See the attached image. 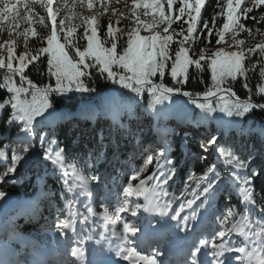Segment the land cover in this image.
Wrapping results in <instances>:
<instances>
[{
  "label": "snow or ice",
  "instance_id": "obj_1",
  "mask_svg": "<svg viewBox=\"0 0 264 264\" xmlns=\"http://www.w3.org/2000/svg\"><path fill=\"white\" fill-rule=\"evenodd\" d=\"M37 3L46 10L47 17L51 21L50 35L46 37L47 46L36 49L28 47L29 34L37 35L34 28L16 32L17 36L24 38L25 51L20 54L16 52V39L0 44V69L5 70L0 89H6L8 93H11L10 98L0 102V111L8 105L13 110L10 117L4 121L9 131L15 126V122H20L15 138L17 148L11 149L10 162L6 163L3 171L0 172V182L9 174L16 173L17 165L21 161L27 164L32 159V156L28 154L33 145V138H38L41 146H44V136L40 135L43 131L41 127L43 120L38 121L37 118L47 119L45 113L49 116L52 114L49 111L54 107L51 97H63L74 92L92 93L96 91L91 83H85V80L93 75L92 69H97L100 74L106 73L107 78L113 84H118L121 89H126L135 97H143L145 93L149 94L153 98L150 105L153 109L155 104L166 99L170 100L173 95H179L188 97L197 108L208 115L219 112L228 117H244L253 110H264V40L246 46L245 40L237 38L241 32L253 35L252 29L247 28L241 21L248 19L254 9L264 6V0H247V3L246 0H224L223 3L218 0L220 8L218 15L224 17V22L217 27L215 24L217 14H214L212 26L210 27L207 20H203L199 31L197 27L201 23L202 9L205 7L206 0H131L130 7L126 0L128 12L113 10V14L118 12L119 17L129 19L130 26L114 27L109 21L103 39L99 33L98 17L108 11L104 4H101V11L90 16H83L81 25L78 26L67 24L69 20L76 18L74 12L63 16L58 24V14L62 9L68 8L67 4L59 5L54 9V0H0V26L8 22L10 30H18L22 22L32 25L34 17L35 22L43 25L44 17L32 10V6ZM79 3L89 11L94 8L93 0H79ZM174 5H178L175 10ZM72 7L74 8L75 5ZM138 9H144L142 15L150 16L151 20L142 21ZM182 19L187 27L185 28L182 24L179 31L173 29L172 25ZM251 19L264 22V13L258 17L252 16ZM116 24H119V19ZM80 26L84 27V31L77 37V28ZM142 30L149 34L141 35ZM229 33L231 34L230 42L226 40V35ZM213 35L216 37L217 47L214 51H209L207 45L211 44ZM125 37V45L118 51V42ZM174 38H176L175 41ZM79 39L86 40L83 49L78 43ZM201 39L205 41V47L197 50L195 45ZM173 42L178 45L174 56L170 51ZM226 48L235 50L227 51ZM44 56L47 57V73L55 78L54 86L51 83L37 86L25 74L26 69L33 62L43 63L41 57ZM254 56L258 59L253 60ZM169 62H171L170 67ZM190 66H194L198 71L207 68L211 72L212 85L202 94L184 91L182 87H168L153 80V77L162 80L167 70L171 78L182 86L188 80ZM257 69L261 82L257 84L256 95L261 99L254 102L248 74L256 73ZM16 76H19L20 86H17L14 79ZM238 77L244 78L242 86L249 93L247 99L242 100L231 86H226ZM25 82L27 87L23 86ZM29 96L30 99H28ZM213 97L217 100H213ZM128 107L131 108V103ZM121 127L124 126L121 125ZM101 140L103 141V137ZM217 141L218 138L212 136L206 142L201 141L199 147L202 153L210 151L217 153L218 157L224 158V163L237 170L228 176L225 183L230 182L242 195L245 202L244 212L238 221L232 223L231 227H226L230 218L237 215L235 209L228 207L226 212L218 217L221 228L214 230L210 234L211 238L201 230L197 238L198 242L189 247L180 264H264V206H259L261 215L255 220H251L248 215L254 212L251 205L256 204L252 181L261 174V171L252 168L251 175H249L248 163L235 153L234 146L227 142L218 143ZM53 143L51 139L47 140L48 147L45 148L44 159L51 160L53 165L62 169L65 177H72L71 183L67 179L64 182L68 192L72 193L74 189L79 188L81 191L78 195L109 201V194L106 190L108 178L101 180V177L95 174L91 177L85 176L83 169L73 163L66 164L64 149H54ZM6 151L4 146H0V158L6 157ZM166 152L167 149L159 150L155 156H147L144 164L131 172L126 187L122 189V197L117 196L114 204L107 202L104 204L101 215L105 222V232H110L119 241L115 249H112L109 244V250H114L115 255L127 261L128 264H165L164 261L158 259L163 252L155 251L145 255L134 246V241L130 239V236L136 237L140 229L135 223L122 219L120 214L130 210L131 215L136 216L143 207L145 212H156L162 217L168 215L171 204H161L158 199V197L168 196V192L163 189L162 185H167L175 174L174 161ZM207 158V156H201V159ZM154 162V170L142 179L141 177ZM165 165L172 167L165 168ZM161 178H163L162 183ZM194 178L198 183L206 182L205 186L194 196V199L181 204L179 211H175L170 217L171 220L178 221L177 227L181 231H188L189 221H195L197 218L196 209H193L190 215L182 217L181 213L185 207L191 208L197 200H200L197 208L211 209V202L224 188V184L221 183L223 178L216 170L215 164L207 167L203 175ZM133 181H138V183L134 185ZM150 181L154 182L151 188L147 186ZM94 182L96 187H90ZM218 184L219 187H217ZM4 196L5 193L0 191V199ZM133 196L137 198L143 196L145 203L133 205L129 200ZM77 202L74 196L68 203V218L55 223L56 231L66 238L69 245L68 255L74 258L66 259L62 264H96L95 259H88L87 249L84 247L92 240V235L83 236L82 231L83 226L89 223L97 213L91 203L84 205L87 215L72 211L73 205ZM110 224L113 225L111 229ZM117 224L123 225L122 231L116 230L114 226ZM233 233L243 239H233ZM105 238L102 237V239ZM95 243L101 244V240H96ZM249 246H251L250 250ZM231 253L240 255H228ZM93 255L95 256V250H93Z\"/></svg>",
  "mask_w": 264,
  "mask_h": 264
},
{
  "label": "trees",
  "instance_id": "obj_2",
  "mask_svg": "<svg viewBox=\"0 0 264 264\" xmlns=\"http://www.w3.org/2000/svg\"><path fill=\"white\" fill-rule=\"evenodd\" d=\"M220 2L223 3L224 0H220ZM177 7L178 5H174V10ZM32 10L39 16L42 14L39 3L33 5ZM21 11L23 12L22 8ZM219 12L220 8L218 7V0H206L205 7L202 9L201 23L198 24L197 31L200 30L203 20H207L211 27L214 14H217V19L215 21L216 26H221L224 22V17L219 16ZM262 13H264V6L254 9L253 13L249 14L248 19L241 21L247 28L252 29L253 35L250 36L254 38L256 37L254 44L259 43L264 37V35H262V33H264V22L254 21L251 17H258ZM184 19H186V17ZM108 23L109 22L106 20L100 23L99 33L101 39H103ZM112 23L114 27H123L120 23L118 25L114 22ZM182 24L185 28L187 27L182 19L174 23L172 28L179 31ZM83 31L84 27H78L76 36L79 37ZM241 33L246 46L254 45L246 40V37L249 36L247 32ZM175 39L176 38H174V41ZM211 39V44L207 45L209 51H213L217 47L215 35H213ZM125 40L126 37L118 42V51L125 45ZM78 43L83 49V46L86 45V40L79 39ZM43 46H47L46 39L28 41V47L30 49H36ZM177 46L178 45L175 42L170 46V51L173 56ZM203 47H205V41L201 39L200 42L195 45V48L199 50ZM24 51V43H17V54ZM4 54L6 55V52ZM189 55H192L191 51L189 52ZM257 59V56L253 57V60ZM41 60L43 63L33 62L32 65H29L25 74L33 81V83L37 84V86H43L48 83H51L54 86L55 78L50 77L47 73V57H41ZM170 63L171 62H169V67ZM116 70L119 71V69ZM91 71L93 75L90 78H87L85 83H91V86L96 89L95 92H74L63 97L53 96L51 99L54 107L49 110L52 114L49 116L48 113H45V116L48 117L47 119H44L43 117L37 118L38 121L43 120V124L41 125L43 131L40 135L44 136L45 139L44 146H41L38 138L35 144V146L39 145L43 148L41 153L43 158L41 161H32L30 165L22 171L19 180L15 182L3 180L0 182V191H3L6 195H11L20 203L30 202L29 207L17 206L13 214L4 222V229H0V245L8 243L13 239L14 241L22 240L27 243L28 248L21 244H17L16 242H12L17 252L21 253L23 256H28L33 252H37V250L45 243L42 237L43 233H55V223H57L58 220L68 218V203L74 198V196L78 202L73 205L72 211L87 215V210L84 205L86 203H91L92 208L97 213L96 216L91 218L89 223L83 226L82 233L92 234L96 238H100L103 233L104 223L101 218V210L99 209V206L92 203L88 197L78 195L81 191L79 188L74 189V192L72 193L68 192L64 182L67 179L71 183L72 177H65L62 169L53 165L51 160L44 159L45 148L48 147V139H51L54 142L52 144L54 149H64L66 154V164H75L78 168L83 169L85 176L89 177L96 174V170L92 166L93 161L90 155L92 153L97 154L102 152V149L104 150L105 147L109 148L110 153H112L114 146L117 145V157L112 159L111 165L107 168L109 183L106 186L109 196L112 201L115 202L117 196L122 197L123 195L122 189L127 185L128 170L132 172L144 164L147 156H155L157 151L166 149L158 148L157 150L156 147L147 148L142 146L138 154H133L134 151L129 145L130 143H135L141 136L139 128L142 127V122L147 123L153 120H165L168 126L171 127L176 124L182 125L186 120H190L187 128H191L193 132L202 130V128H196L198 113L201 110L197 108L188 97L173 95L170 100L166 99L155 104L153 109V107L150 106L153 98L147 93H145L143 97H137L135 108H132L131 111L125 114L122 118H117L112 127L108 122V124H103L106 117L111 115L116 116L115 106L108 102V98L112 93L121 88L118 84H113L112 81L107 78L106 73L100 74L97 69H92ZM4 74L5 70L0 69V83L3 82ZM14 79L17 86H20L19 76L14 77ZM153 80L156 83H163L168 87H182V90L184 91L201 94L212 85L210 70L205 68L203 71H198L194 66H190L188 80L182 86L171 78L167 70L162 80L158 77H153ZM248 82L252 89L254 102L260 100L261 98L256 95L257 84L261 82L258 76V69L256 73L250 72L248 74ZM243 83L244 78L238 77L237 80L230 81L229 85L226 86H231L237 96L243 100L247 99L249 95L248 91L243 88ZM23 86L27 87V83L25 82ZM10 96L11 93H8L6 89H0V102L10 98ZM30 98L31 97L29 96L28 99ZM212 99L217 100L216 97H213ZM12 111L10 105L0 111V146H4V148L7 149L6 157L0 158V172L3 171L5 164L10 162L11 149L17 148L15 138L17 136L20 122H15V126H13L10 131L4 123V121L10 117ZM211 116L215 118L218 123L211 124L210 130L207 132L203 130L205 141L212 136H218L221 134L224 128H230V126L239 123L246 125L250 120L259 124L257 137H263L264 139V110H253L244 117H228L219 112L213 113ZM94 122H98L99 124L94 126ZM121 125L124 127H121ZM45 133H47V135H45ZM109 135L115 140L114 143L108 138ZM101 137H103V141L101 140ZM167 137L169 138V148H167L166 154L172 159V161H174L175 174L173 178L169 180L167 185H162L163 189L168 192V196L158 197L160 203L171 204V208L169 209L171 214L175 211H179L180 205L186 204L188 200L194 199V196L199 193L206 184V182L198 183L194 177L203 175L207 167L215 164L216 170L223 178L221 183L224 184V188L211 202V209L207 207L197 208V205L200 204V200H197L191 208L185 207L181 214H191L192 210L196 209L197 217L207 212H217L219 216H221L222 213L226 212L228 207H232L236 210L237 215L230 218L229 224L226 225V227H231L233 222L240 219V216L244 212L245 204L238 189L233 187L230 182L225 183L228 176L233 171L237 170L226 163L216 164L214 158L210 157V155H203L208 158L201 159L202 154L199 152L197 147L198 144L192 140L180 138L176 134ZM238 145V149H242V155L240 156L239 151L235 153L248 163V174L251 175L252 168L261 171V174L256 176L252 181L256 204L251 205L254 212L249 213L248 215L251 220H255L261 215L259 212V206H264V168L261 167V163L264 161V155H260V152L251 154L244 150L240 138H238ZM154 148H156V150H154ZM31 150H33V148H31ZM249 157H251V159H249ZM2 159H4L6 163H2ZM154 165L155 162L153 165L149 166L148 171L141 177L142 179L151 174L154 170ZM105 167V165H102L99 168ZM169 167L172 166L165 165V168ZM69 172H71L70 168ZM209 179H211V176H209ZM162 180L163 178H161V183ZM132 183L135 185L138 181H133ZM153 183V181H150L147 186L151 188ZM219 186L220 185L218 184L217 187ZM157 190L159 191V189ZM201 199H203V197H201ZM132 222L138 227L140 226L139 220ZM219 226H221L220 223ZM77 229L78 231L80 230L79 222L77 224ZM232 238L239 239L238 234L233 233Z\"/></svg>",
  "mask_w": 264,
  "mask_h": 264
},
{
  "label": "rangeland",
  "instance_id": "obj_3",
  "mask_svg": "<svg viewBox=\"0 0 264 264\" xmlns=\"http://www.w3.org/2000/svg\"><path fill=\"white\" fill-rule=\"evenodd\" d=\"M94 3V8L89 11L86 7H82L79 3V0H54L53 3V8L56 9L59 5L62 4H67L68 8L66 9H62L59 14H58V24L60 19L65 16V15H69L70 13H75L76 14V18L71 19L67 22L68 25L71 24H75V25H81V18L83 16H90L96 12L101 11V4H104L107 6L108 11L99 16V25L102 21L106 20L107 22L111 21L116 23L117 19H119V23L123 25V27H127L130 26L131 21L129 19H125V18H121L118 15V12H128V8H126V0H119V2H117V0H93ZM75 5V7L73 8L72 6ZM127 5L130 7L131 5V0H127ZM41 7V6H40ZM42 10V14L40 16L44 17V24H39L37 22H35V17L33 18V24L32 25H28L25 23H21L20 24V28L18 30H10L9 24L8 22H4V24L2 26H0V44H5L6 41H11L12 39H16L17 43H24V38L22 36H17L16 32L17 31H24V29L26 28H34L35 31L37 32L36 36H32L31 34H29L28 36V41L31 40H45L46 37L48 35H50V31H51V21L50 18L47 17V13L46 10L44 8L41 7ZM113 10H118L117 14H113ZM138 12L141 13V20L148 22L151 20L150 16H144L142 15L144 9H138ZM83 27V26H81ZM142 35H148L149 33H147L146 31H141ZM230 36L231 34L229 33L226 37V40H229L230 42ZM238 39H242L243 35L242 33H240V35L237 37ZM256 38V37H255ZM254 37H251L250 35L246 37V40L249 43L254 44L255 41ZM264 40V37L261 39V41ZM187 47V45H185ZM215 50V49H214ZM213 50V51H214ZM227 51H233L235 50L234 48H226ZM108 102L112 105L115 106L116 109V116H108L106 117V119L103 121V124H106L107 122L111 124V127L113 126V124L115 123V120L117 118H122L125 114H127L129 111H131L132 108H135L136 104H137V97H135L134 94L129 93L126 89H120L114 93H112L109 98H108ZM131 103V108L129 109L128 105ZM106 121V122H105ZM141 122V121H140ZM165 121H162L158 124V127L154 128L153 126H146L145 122H142V127L139 128V132L141 134V136L138 138V140L131 144L130 143V148H132V150L134 151L133 154H138L140 152V149L142 146L145 147H156L157 150L158 148H169V138L167 136H173L174 134H176L177 136H179L180 138L183 139H189L192 140L193 142H195L196 144H198V149L199 152L202 155H210V157H213L215 160L216 164H224L223 162V157H218L217 153H212L211 151L209 153H202L199 145L201 141H205V138L203 136V130L207 132V130L209 129V127H211V124H216L218 123V121L213 118L211 115H208L202 111H200L198 113V122H197V126L196 128H202L203 130H200L198 132H193L191 130V128H187L189 126L188 122H190V120H186V122H184L182 125H178L176 124L175 126H171L169 128H166V124L164 125ZM107 123V124H108ZM94 126H96L97 124H99L98 122H94ZM74 125V124H73ZM162 125V126H161ZM71 126V124H70ZM208 127V128H207ZM259 129V124L257 122H254L252 120H250L248 123L242 124H234L232 126H230V128H224L223 132L221 134H219L218 136H216L218 138V143H222V142H227L231 145L234 146V151L238 152L240 156L242 155V149H238L239 145H238V138H240L242 140V145L244 147V150L248 151L249 153H258L260 155H264V139L263 137H257V130ZM210 130V129H209ZM165 133H168L169 135H165ZM113 143L115 142V140L112 138L111 135H109L108 137ZM37 142V138L35 139ZM34 139H33V145L32 148L33 150H30L29 152V156H32V159L25 164L23 161L20 162V164L17 165V171L15 174H9L8 176H6L3 180H7L10 182H15L17 180L20 179L21 177V173L22 171H24L32 161H36L39 162L41 161V159L43 158L42 156V151L43 148L40 147L39 145L35 146L36 143H34ZM206 142V141H205ZM215 147V146H213ZM156 148H154V150H156ZM117 145L114 146L112 153H110V149L105 147V152L102 149V152L100 153H92L90 155V157L92 158L93 161V168L96 170V174L97 176L101 177V180H104L105 177L108 178L107 176V168H109V166L111 165V161L114 157H117ZM109 150V151H108ZM153 151V150H152ZM239 156V157H240ZM25 159H27V157H25ZM2 163H6V161L4 159H2ZM261 167L264 168V161L261 163ZM105 165V168H99L100 166ZM131 174V171L128 170V175H127V182L129 180V176ZM126 182V183H127ZM109 183V181L107 180V184ZM106 184V186H107ZM90 187L95 188L96 184L95 182L90 185ZM93 203L97 204V205H101V203H103V205H101V210L103 213V207L104 204L110 203V204H114L113 202H111V199L109 198V201H104V200H95L94 198H90ZM132 199H135V202H133L132 204L134 205L135 203H137L138 201H142L145 203L144 201V197L141 196L140 198L137 199V197L133 196ZM130 200V199H129ZM29 203H24L23 206L28 207ZM138 213H141V228L140 231L137 232L136 237H131L130 238L133 241H137L138 237L141 235L147 236L148 234H152V232H154L155 230L159 229L163 224L164 227H169V225L164 222L165 220H160L159 217L160 215L156 212H145L143 210V207L138 211ZM121 218L122 219H126L127 222L130 223V220L133 218H136V216H132L130 210L126 211V212H122L121 214ZM185 215H189V214H183L181 215L182 217ZM210 216H206L203 218H200L199 220H195V221H189V225L188 228L191 231H195L196 234H198L200 236V232L201 230L204 231V233H208L209 237L211 238V233H213L214 229L213 226H211V219L209 218ZM131 218V219H130ZM104 221V220H103ZM176 221V220H175ZM105 223V222H104ZM111 227H113V225H111ZM115 228H118L119 231H122L123 225L122 224H117L114 226ZM213 229V230H212ZM177 230V227L175 229V231ZM162 233V232H161ZM205 233V235H206ZM154 234V233H153ZM69 235H71V233H69ZM83 236H88L89 234H82ZM44 239L47 241L46 245H49L51 250L49 251L50 253H53V255L49 258L50 262L53 260L55 261L56 258H58L59 262L58 264H62L63 260L60 259L59 257V251L64 250L68 255V248H66V238L62 237L59 235V233H55V234H49V233H45L43 234ZM193 237V235H191ZM104 237H106L104 239V243L105 245H103L106 249L109 248V244H113L114 238L110 237L107 238V236L105 235ZM60 239L61 241V245L60 243H58L55 239ZM96 239L92 236V240L89 241V243L87 245H90L93 243H95ZM98 246H101V244H98ZM6 247H0V261L1 259L4 260L6 263L7 262V251L5 249ZM42 252V248L39 249L38 254L35 258V263L33 264H38L39 261L37 262L38 259V255H40ZM107 253V252H106ZM232 254V253H231ZM50 255V254H49ZM66 258V257H65ZM67 259L70 260V257H68ZM29 260H25L23 261L25 264H32L30 263ZM22 262V263H23ZM56 262V261H55ZM180 263V261H177V264ZM13 264H17L16 262ZM170 264H174V262H170Z\"/></svg>",
  "mask_w": 264,
  "mask_h": 264
},
{
  "label": "bare ground",
  "instance_id": "obj_4",
  "mask_svg": "<svg viewBox=\"0 0 264 264\" xmlns=\"http://www.w3.org/2000/svg\"><path fill=\"white\" fill-rule=\"evenodd\" d=\"M142 35V34H141ZM162 232V233H161ZM165 232V228H164V224L157 230H155L154 232H152V235L151 234H148L147 236H144L141 237L140 239H138L136 242H134V246H139V247H142L144 244H151V245H156L157 247H159L160 245V239L163 238L164 236V233ZM154 233V234H153ZM181 236V235H180ZM138 242V243H137ZM7 253V252H6ZM44 257V260H45V255H43ZM182 259V258H181ZM7 260V259H6ZM180 260V259H179ZM170 262H174V264H177V261L172 259L169 260ZM2 264H5L6 262L4 260L1 259ZM181 262V261H180ZM47 264H54L53 261L50 262V260H48L46 262ZM180 264V263H178Z\"/></svg>",
  "mask_w": 264,
  "mask_h": 264
},
{
  "label": "water",
  "instance_id": "obj_5",
  "mask_svg": "<svg viewBox=\"0 0 264 264\" xmlns=\"http://www.w3.org/2000/svg\"><path fill=\"white\" fill-rule=\"evenodd\" d=\"M17 205L18 202L11 195L5 194L4 198L0 199V223L12 215Z\"/></svg>",
  "mask_w": 264,
  "mask_h": 264
}]
</instances>
